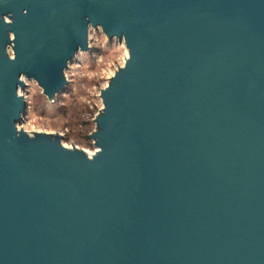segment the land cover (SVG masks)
Returning <instances> with one entry per match:
<instances>
[{
  "label": "water",
  "instance_id": "1",
  "mask_svg": "<svg viewBox=\"0 0 264 264\" xmlns=\"http://www.w3.org/2000/svg\"><path fill=\"white\" fill-rule=\"evenodd\" d=\"M89 26L127 56L88 156L16 91ZM0 264H264V0H0Z\"/></svg>",
  "mask_w": 264,
  "mask_h": 264
},
{
  "label": "rangeland",
  "instance_id": "2",
  "mask_svg": "<svg viewBox=\"0 0 264 264\" xmlns=\"http://www.w3.org/2000/svg\"><path fill=\"white\" fill-rule=\"evenodd\" d=\"M87 32L88 49L76 52L67 64L63 73L67 84L53 99L49 101L36 82L22 76L25 87L17 92L26 107L18 126L29 135L40 131L59 134L63 146L92 154L96 146L89 135L96 130L92 119L102 108L99 90L123 66L127 49L122 40L107 39L99 27L89 26Z\"/></svg>",
  "mask_w": 264,
  "mask_h": 264
},
{
  "label": "bare ground",
  "instance_id": "3",
  "mask_svg": "<svg viewBox=\"0 0 264 264\" xmlns=\"http://www.w3.org/2000/svg\"><path fill=\"white\" fill-rule=\"evenodd\" d=\"M11 36V35H10ZM122 42V41H121ZM123 43V42H122ZM8 49H10V46L6 47V50L8 51ZM127 51V50H126ZM125 56H127V52H125ZM23 78L21 77V80ZM17 92V91H16ZM17 95H19V93L17 92ZM16 129L20 130V127L18 126V123L16 124ZM63 146V145H62ZM88 156L90 155V152L87 154Z\"/></svg>",
  "mask_w": 264,
  "mask_h": 264
},
{
  "label": "clouds",
  "instance_id": "4",
  "mask_svg": "<svg viewBox=\"0 0 264 264\" xmlns=\"http://www.w3.org/2000/svg\"><path fill=\"white\" fill-rule=\"evenodd\" d=\"M97 151H99V149Z\"/></svg>",
  "mask_w": 264,
  "mask_h": 264
}]
</instances>
